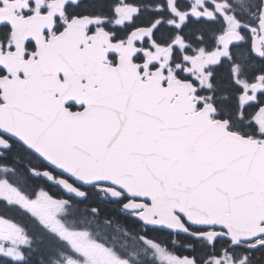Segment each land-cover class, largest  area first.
Returning <instances> with one entry per match:
<instances>
[{"label": "snow or ice", "instance_id": "snow-or-ice-1", "mask_svg": "<svg viewBox=\"0 0 264 264\" xmlns=\"http://www.w3.org/2000/svg\"><path fill=\"white\" fill-rule=\"evenodd\" d=\"M0 264H264V0H0Z\"/></svg>", "mask_w": 264, "mask_h": 264}]
</instances>
